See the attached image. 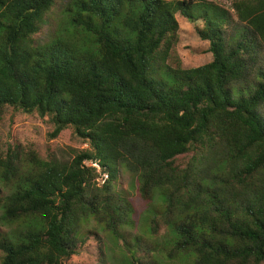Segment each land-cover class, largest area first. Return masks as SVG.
Segmentation results:
<instances>
[{"label": "trees", "instance_id": "trees-1", "mask_svg": "<svg viewBox=\"0 0 264 264\" xmlns=\"http://www.w3.org/2000/svg\"><path fill=\"white\" fill-rule=\"evenodd\" d=\"M230 10L0 0V123L8 109L36 113L51 137L71 129L87 144L43 158L0 138V220L20 226L13 239L0 230V264H70L91 224L124 264H264V69L246 83L264 50V0ZM177 15L195 24L210 62L181 66ZM121 172L146 202L132 240L121 235L134 225L132 201L114 190Z\"/></svg>", "mask_w": 264, "mask_h": 264}, {"label": "rangeland", "instance_id": "rangeland-1", "mask_svg": "<svg viewBox=\"0 0 264 264\" xmlns=\"http://www.w3.org/2000/svg\"><path fill=\"white\" fill-rule=\"evenodd\" d=\"M221 7L230 10V4L233 0H207ZM57 10L54 11V16ZM179 25L178 43L175 47V53L181 62V66L185 69L199 67L211 61V54L208 51V43L199 39L195 32V24L187 22L180 15L176 16ZM50 28V29H49ZM49 28L38 37L43 41L48 38L49 32L52 31V24ZM255 64L250 68L246 75V83L253 82L254 72L256 68L264 69V50L261 49ZM264 113V105L261 109ZM54 131L53 125L46 119L40 118L36 113L24 114L8 109L3 120L0 123V138L10 143H19L23 146H32L41 157L53 155L55 157L72 158L74 151H82L87 148V144L78 139L71 129L65 130L56 138L51 137ZM87 164H90L89 162ZM104 179V178H103ZM102 182L101 177L98 179ZM135 177L128 172H121L115 186V192L123 193L127 197V202L133 207V228H124L122 236L128 239L135 238L140 233L139 226L142 227L143 212L146 210V202L137 198L135 188ZM2 211L0 210V217ZM22 227V226H21ZM89 228H93L87 240L80 248V251L71 257L70 264H124L122 256L123 252L118 251V247L114 241L108 236L107 232L101 231L96 225L91 224ZM0 230L8 234L13 239L15 233L20 231L17 223L7 224L0 220ZM95 230V231H94ZM157 234L153 237L146 238L147 242L161 236L165 233V228L159 226ZM145 239V237H143ZM158 241V240H157ZM143 244V243H140ZM145 245V244H144ZM145 246H150L147 244ZM120 248V247H119ZM145 253L139 252L137 259L141 262L146 259ZM149 256V255H148ZM1 257V253H0ZM141 264V263H135Z\"/></svg>", "mask_w": 264, "mask_h": 264}, {"label": "built area", "instance_id": "built-area-1", "mask_svg": "<svg viewBox=\"0 0 264 264\" xmlns=\"http://www.w3.org/2000/svg\"><path fill=\"white\" fill-rule=\"evenodd\" d=\"M86 164H87V163H86ZM87 165L92 166V167H95V168L98 169V166H97L96 164H87Z\"/></svg>", "mask_w": 264, "mask_h": 264}, {"label": "clouds", "instance_id": "clouds-1", "mask_svg": "<svg viewBox=\"0 0 264 264\" xmlns=\"http://www.w3.org/2000/svg\"><path fill=\"white\" fill-rule=\"evenodd\" d=\"M90 164H92V163H90ZM94 168H95V167H94ZM96 169H97V168H96ZM103 178L105 179V178H106V176H104V175H103ZM101 179H102V175H101ZM104 179H103V180H104Z\"/></svg>", "mask_w": 264, "mask_h": 264}]
</instances>
